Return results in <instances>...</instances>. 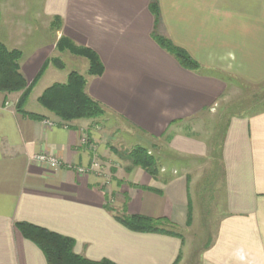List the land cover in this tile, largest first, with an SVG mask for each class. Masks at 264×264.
Returning <instances> with one entry per match:
<instances>
[{
	"label": "crops",
	"instance_id": "0c3cea01",
	"mask_svg": "<svg viewBox=\"0 0 264 264\" xmlns=\"http://www.w3.org/2000/svg\"><path fill=\"white\" fill-rule=\"evenodd\" d=\"M155 33L185 49L200 68H184ZM34 35L27 47L23 37ZM62 36L91 48L104 64L102 75H88L89 66L86 75L87 92L105 108L100 119L66 123L38 102L47 87L78 71L73 56L84 58L59 52ZM0 41L23 52L29 84L52 57L71 61L48 66L24 111L17 108L21 92L0 91V264H48L20 222L73 238L75 252L95 261L264 264V106L229 114L218 139L198 134L231 98L264 99V0H0ZM111 123L154 140L162 163L156 177L131 164L129 154L120 157ZM38 154L61 165L37 161ZM210 158L223 171L224 213L198 254L179 230L181 237L120 222L145 215L190 228L187 161Z\"/></svg>",
	"mask_w": 264,
	"mask_h": 264
},
{
	"label": "trees",
	"instance_id": "16d2710c",
	"mask_svg": "<svg viewBox=\"0 0 264 264\" xmlns=\"http://www.w3.org/2000/svg\"><path fill=\"white\" fill-rule=\"evenodd\" d=\"M155 20L160 19V9L157 2L151 4ZM61 19L57 17L53 23L60 27ZM158 44L172 54L180 64L190 70H198L200 64L183 48L175 45L170 39L154 35ZM59 52H70L84 57L89 61L88 75L100 76L104 72V64L100 56L91 48L76 44L66 36L57 42ZM23 52L20 49L9 48L0 41V91L3 93L21 92L17 108L24 111V106L30 97L32 89L50 64L64 68L65 62L56 56L49 59L42 67L39 75L32 83H28L21 67ZM87 76L77 70L69 73L66 82H56L47 87L38 97V102L49 112L68 123L80 119H100L105 116L104 106L87 92ZM32 115V114H31ZM41 117L40 115H35ZM51 121V120H50ZM129 156L134 166H141L153 177L159 173L157 158L150 154L144 146H136ZM191 217V216H190ZM189 217V219H190ZM126 227L142 232H159L181 237L173 227L175 224L166 218H153L145 215H124L118 217ZM18 229L23 236L36 244L45 254L48 264H115L108 259L95 261L75 252V240L47 228L20 222Z\"/></svg>",
	"mask_w": 264,
	"mask_h": 264
},
{
	"label": "rangeland",
	"instance_id": "374dc122",
	"mask_svg": "<svg viewBox=\"0 0 264 264\" xmlns=\"http://www.w3.org/2000/svg\"><path fill=\"white\" fill-rule=\"evenodd\" d=\"M36 4V2H33L32 5L36 6ZM35 37L36 35L23 37L27 47L32 44ZM73 57L79 60V67L77 68L78 71L84 75H87V69L89 66L88 60L86 58ZM64 61L66 62V65H71L70 59L65 58ZM50 79L51 75H49L48 81ZM229 102L230 106L226 111L223 112L224 114L222 112L218 113L219 110L216 109L214 113L215 115L212 117L210 124H204L203 126L200 125L199 129H201V131L198 132L199 135L201 134L203 136L209 137L212 135V133H214L218 139V136L221 135L223 127H225L229 114L233 115L241 113L243 110H256L262 105L264 106V99L258 101L253 98H247L244 101L241 99L239 100L238 98H231ZM36 104L38 103L36 102ZM221 119H224L223 126H221L222 121L219 124L217 123ZM109 126L114 130L113 140L116 144V148L121 154L120 157H123V154H129V152L136 146H144L150 154H153L157 158L159 148L153 144L154 140L144 137L135 129L129 131L128 128L123 124L119 125V123H111ZM212 160L213 159L210 158L207 160L203 159L187 161L188 165L192 166L193 168V185H191V195L194 200V217H191L193 220L190 228L178 229L177 227H173V229L179 230L180 233H182L186 239L187 247L191 249V252H197L196 254H198L201 248L204 247L209 241L214 239L215 230L217 228L219 219H221V216L224 213L223 171L220 164ZM185 161L186 160L181 159V162L177 163H180L181 166H184L183 164H185ZM157 165L160 166V172L162 163H158L157 161ZM168 165L169 164H167V166Z\"/></svg>",
	"mask_w": 264,
	"mask_h": 264
},
{
	"label": "built area",
	"instance_id": "2783aa9c",
	"mask_svg": "<svg viewBox=\"0 0 264 264\" xmlns=\"http://www.w3.org/2000/svg\"><path fill=\"white\" fill-rule=\"evenodd\" d=\"M46 122H47L48 124H54V122H52V121H50V120H48V121H46ZM87 141H88V137L85 136V137L83 138V143H85V142H87ZM35 159H36L37 161H40V162L48 163V164H50V165L53 166V167H57V166L61 165V163L59 162L58 159H56L55 157H51V156H49V155H46V154H38V155L35 156ZM97 166H98L97 163H93V164L91 165L90 169L93 170V169H94L95 167H97ZM86 170H89V169H85V168H81V169H80L81 172H85Z\"/></svg>",
	"mask_w": 264,
	"mask_h": 264
}]
</instances>
